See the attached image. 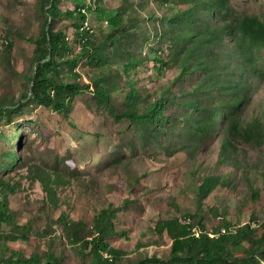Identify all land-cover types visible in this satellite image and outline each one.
I'll return each mask as SVG.
<instances>
[{
	"label": "rangeland",
	"instance_id": "374dc122",
	"mask_svg": "<svg viewBox=\"0 0 264 264\" xmlns=\"http://www.w3.org/2000/svg\"><path fill=\"white\" fill-rule=\"evenodd\" d=\"M196 1L200 0H62L63 10L78 4L90 6V22L99 31H105L112 18L128 9L125 22L138 24L130 38L133 51L143 59L132 72V79L151 100L167 99L163 116L175 126L165 136L163 133V137L144 142L135 124L117 121L98 105L89 89L76 96L69 116L33 101L20 107L12 119L4 115L0 121V179L14 183L10 205L19 224L32 225L30 241H10L8 247L26 255L40 251L45 238L38 235L49 219L65 212L69 218L91 226L93 217L110 204L119 210L118 235L111 237L109 244L127 253L123 263L141 256L169 257L171 239L165 232H156L158 221L164 219H178L182 224L190 219L191 227L215 237L220 232L235 233L243 225L255 231L254 237L260 234L264 224V133L256 134L255 139L232 135L221 118L215 131L203 141L187 130L189 116H195L188 105L195 96L191 91L203 74L176 81L181 66L173 59L172 39L165 33L175 15ZM45 2L0 0V97L5 104L11 105V100L18 103L31 86L29 77L36 70L37 45L48 19ZM230 7L226 16L230 24L236 25L245 16L264 22V0H230ZM71 22L62 17L56 24L70 36V53L55 60L65 81L71 77L66 59L78 55L81 49ZM225 22L216 17L212 25L220 27ZM223 61L236 67L235 59L229 56ZM258 66L264 74V50ZM97 70L79 61L77 71L83 75L82 82L91 83ZM125 83L126 77L120 84L125 89L115 95L119 103L129 90ZM254 84L241 108V121L245 123L264 120V78ZM202 101L206 104L205 99ZM225 142L228 150L222 153ZM13 151L26 157L25 167L16 165L7 173L1 172ZM35 165L50 173H61L57 209L46 203L47 193L30 172L29 167ZM207 175H220L227 182L201 199L199 185ZM10 230V226L0 225V234ZM61 250L66 264H81L67 240H63Z\"/></svg>",
	"mask_w": 264,
	"mask_h": 264
},
{
	"label": "trees",
	"instance_id": "16d2710c",
	"mask_svg": "<svg viewBox=\"0 0 264 264\" xmlns=\"http://www.w3.org/2000/svg\"><path fill=\"white\" fill-rule=\"evenodd\" d=\"M44 1L43 8L48 13V19L37 45L36 70L29 77L31 86L18 103L11 100V105L5 104L0 97V121L6 114L12 119L20 107L31 101L69 116L76 96L84 89H89L93 90L98 105L117 121L127 120L135 124L144 142L149 138L163 137V133L165 136L175 126L173 123L170 125L169 119L163 116L167 99L162 97L151 100L132 79V72L138 69L143 59L133 51L135 46L130 38L138 24L125 22L128 9L125 8L112 18L105 31L97 30L90 22L94 28L91 31L82 29L85 21H90L87 11L90 6L87 4L63 10L62 0ZM230 12V0L196 1L175 15L165 33L166 37L172 39L173 59L179 61L181 66L176 81H182L186 76L203 74L192 88L191 92L195 95L193 102H188L195 116H189L187 122L190 127L187 130L196 135L199 141L207 139L215 131L218 118L228 125L232 135L242 134L247 139H255L256 134L264 133V120L245 123L240 117L242 104L257 84L254 82L264 78L258 66L264 50V22L256 17L245 16L233 25L226 19ZM62 17L72 20L71 25L81 45L78 55L66 59L71 71L67 81L61 77L55 62L57 56H67L71 51L67 30L56 28L57 20ZM216 17L226 22L215 27L212 20ZM215 45L222 47L217 49ZM225 56L235 59L236 67L229 61H223ZM81 60L98 69L91 83L81 81L83 75L77 71ZM113 67H117V70ZM156 70L159 72L160 68ZM124 77L129 90L127 88L124 100L119 103L115 95L125 89L120 85ZM202 99H205L206 104L203 105ZM226 144L221 146L222 153L228 150ZM9 160L1 172L7 173L16 165L24 168L27 161L24 155L14 151L9 154ZM30 169L34 179L41 183L47 193L46 203L52 209H57V188L62 184L61 173H50L37 165ZM226 182L220 175L205 176L199 185L200 198H206ZM13 185L12 181L0 179V225L11 227L9 232L0 234V264H66L65 253L61 250L63 240H67V244L79 256L81 264H264V224L257 237L253 236L255 231L248 225L237 228L235 233L220 232L215 237L212 233L191 227L190 219L183 224L178 219L158 221L156 232H165L171 239L167 259L152 255L123 263L127 253L109 244L110 238L118 235L116 219L119 207L114 204L101 209L93 217L91 226L61 212L56 219H49V223L38 235L45 238L44 248L26 255L8 247L10 241H30L32 233L31 223L20 225L10 205V194L15 193ZM57 230H61L59 235L55 234ZM244 242H248L246 247Z\"/></svg>",
	"mask_w": 264,
	"mask_h": 264
},
{
	"label": "built area",
	"instance_id": "2783aa9c",
	"mask_svg": "<svg viewBox=\"0 0 264 264\" xmlns=\"http://www.w3.org/2000/svg\"><path fill=\"white\" fill-rule=\"evenodd\" d=\"M83 10H85V9H83ZM84 28H86V29H90L91 31L94 30V28H93L92 25L90 24V21H89V20H86V21H85V24L83 25L82 29H84Z\"/></svg>",
	"mask_w": 264,
	"mask_h": 264
}]
</instances>
